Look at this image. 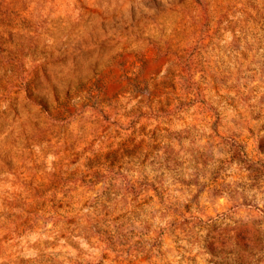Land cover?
I'll list each match as a JSON object with an SVG mask.
<instances>
[{
  "label": "rangeland",
  "instance_id": "rangeland-1",
  "mask_svg": "<svg viewBox=\"0 0 264 264\" xmlns=\"http://www.w3.org/2000/svg\"><path fill=\"white\" fill-rule=\"evenodd\" d=\"M264 0H0V264H264Z\"/></svg>",
  "mask_w": 264,
  "mask_h": 264
},
{
  "label": "trees",
  "instance_id": "trees-1",
  "mask_svg": "<svg viewBox=\"0 0 264 264\" xmlns=\"http://www.w3.org/2000/svg\"><path fill=\"white\" fill-rule=\"evenodd\" d=\"M263 170H256V173H258L261 177H264V168Z\"/></svg>",
  "mask_w": 264,
  "mask_h": 264
}]
</instances>
